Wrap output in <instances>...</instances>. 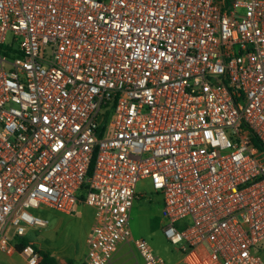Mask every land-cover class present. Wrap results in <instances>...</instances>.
Returning a JSON list of instances; mask_svg holds the SVG:
<instances>
[{"label":"built area","instance_id":"built-area-1","mask_svg":"<svg viewBox=\"0 0 264 264\" xmlns=\"http://www.w3.org/2000/svg\"><path fill=\"white\" fill-rule=\"evenodd\" d=\"M0 46V253L40 264L30 211L84 204L86 264H167L132 237L149 179L184 264H264V0H0Z\"/></svg>","mask_w":264,"mask_h":264},{"label":"rangeland","instance_id":"rangeland-1","mask_svg":"<svg viewBox=\"0 0 264 264\" xmlns=\"http://www.w3.org/2000/svg\"><path fill=\"white\" fill-rule=\"evenodd\" d=\"M136 192L137 198L130 219L133 239L147 240L153 250L167 262H175L180 252L164 237L161 223L162 196L153 192L149 179L141 181L137 185ZM84 196L83 191L82 197ZM30 212L48 220L49 224L46 228H28L25 238L33 239V242H37L35 246L40 251L51 254L61 264H86V240L92 218H94V211L91 208L81 205L72 216L48 208ZM186 223L188 224L186 220L181 222L178 228L182 229ZM13 232L14 230H11V233ZM132 255L131 258L136 257ZM0 262L27 264L19 255L8 257L3 253H0Z\"/></svg>","mask_w":264,"mask_h":264},{"label":"crops","instance_id":"crops-1","mask_svg":"<svg viewBox=\"0 0 264 264\" xmlns=\"http://www.w3.org/2000/svg\"><path fill=\"white\" fill-rule=\"evenodd\" d=\"M81 205H84V204H79L76 208V210L81 206ZM85 206V205H84ZM75 210V211H76ZM74 211V213H75ZM73 213V214H74ZM71 214V216L73 215ZM94 222H95V218H92V221H91V225H90V229H89V232H88V237L91 233V230L93 228V225H94ZM88 237H87V240H88ZM165 237V236H164ZM25 239L26 241H30L32 243H36L37 242H33V239H30V238H23ZM28 239V240H27ZM87 240H86V249H87ZM257 252L261 255L262 259L264 260V243L259 246V248L257 249ZM136 255V257L134 256V258H131L133 255ZM87 255V254H86ZM86 255H85V258H86ZM179 255V258L176 259L175 262L173 263H169L166 261L167 264H184L183 263V256L181 253L178 254ZM162 257V256H161ZM28 264V263H27ZM61 264V263H60ZM109 264H141V258L140 256L137 254V252L135 251L133 245L131 242L129 243H125V244H122L120 246V249L119 251L116 253V255L114 256L113 260L109 263Z\"/></svg>","mask_w":264,"mask_h":264},{"label":"trees","instance_id":"trees-1","mask_svg":"<svg viewBox=\"0 0 264 264\" xmlns=\"http://www.w3.org/2000/svg\"><path fill=\"white\" fill-rule=\"evenodd\" d=\"M5 46H0V50H2ZM252 142L255 146L259 147L261 150L264 151V145L259 142L258 139L253 138ZM28 241H26L23 238H17L16 239V245L18 249H21ZM40 254L42 256V260L40 264H60V262L54 258L51 254L47 252L40 251Z\"/></svg>","mask_w":264,"mask_h":264}]
</instances>
